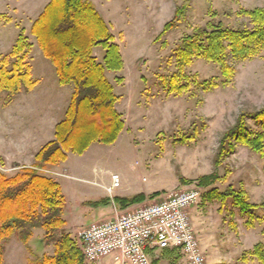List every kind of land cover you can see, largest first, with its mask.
Segmentation results:
<instances>
[{
    "label": "rangeland",
    "instance_id": "rangeland-1",
    "mask_svg": "<svg viewBox=\"0 0 264 264\" xmlns=\"http://www.w3.org/2000/svg\"><path fill=\"white\" fill-rule=\"evenodd\" d=\"M43 1L41 12L50 0H0V56L10 51L23 31L33 44L32 77L37 78L38 71L45 74L33 93L25 98L22 94L27 92L23 91L18 96L26 108L35 110L25 123L33 122L34 114L37 119L44 113L61 120L73 90L72 85L59 83L54 64L31 34ZM89 1L107 14L110 30L121 48L124 68L107 71V77L119 96L117 109L126 125L115 143L94 142L83 154L70 153L60 166L42 170L61 186L66 199L67 231L76 241L82 228L114 217L115 207L122 209L118 196L132 198L146 191L151 193L149 197L158 192L150 197L158 199L170 191L195 186L202 195L190 211L207 264H260L248 251L264 242V211L258 209L254 216L248 215L241 212L232 197L222 199L219 195L230 186L246 190L252 203L263 202L264 158L237 144L235 151L215 167V154L223 133L240 112L264 106V59L259 56L238 62L234 81L211 91L194 83L187 92L171 93L164 80L176 72L175 49L183 36L209 21L236 28L247 26L248 18L240 16L239 11L262 7L264 0H189L181 21L161 36L164 25L184 0ZM94 52L103 61L104 49L97 46ZM186 75L198 82L212 78L220 81V68L203 58L195 59L186 68ZM6 97L5 92H0V170L14 174L21 164L5 162L1 155L6 151L2 137L9 132L8 126L18 130L22 124L13 111L15 107L5 104ZM204 123L206 127L202 128ZM54 127L50 129L53 136ZM248 127L258 129L259 125L248 120ZM195 128L200 131L195 139L180 140L188 138ZM49 133L47 128L42 136L46 138ZM14 137L16 141L20 139L19 135ZM10 149L19 154L23 151L18 144H10ZM27 160H31V155ZM213 172L220 179L209 186L201 185L200 177ZM113 174H118L121 182L110 194L107 186ZM43 237L44 230L35 229L29 251L13 236L6 245L4 264H27L33 255L52 254L54 247L45 245ZM112 261L113 256H107L95 264ZM168 261L161 264H169Z\"/></svg>",
    "mask_w": 264,
    "mask_h": 264
},
{
    "label": "trees",
    "instance_id": "trees-1",
    "mask_svg": "<svg viewBox=\"0 0 264 264\" xmlns=\"http://www.w3.org/2000/svg\"><path fill=\"white\" fill-rule=\"evenodd\" d=\"M188 8L189 0L177 5L174 17L159 36L173 30ZM239 15L248 18L249 25L236 28L209 21L181 38L175 49L176 72L164 80L171 93L187 92L194 83L205 91L229 85L234 81L238 62L259 56L264 59V6L241 9ZM31 34L54 64L59 83L72 85L73 90L64 117L55 126L54 139L35 154L34 164L21 166L14 174L0 170V264H4L6 245L13 236L32 251L30 240L37 228L44 230L43 243L52 245L54 251L33 255L27 264H86L82 250L65 227L66 199L61 186L42 170L64 163L70 153L83 154L94 142L113 144L125 129V120L117 109L119 96L107 77V71L119 72L124 68L121 48L104 17L89 0H50L33 21ZM97 46L104 49L103 61L94 53ZM32 48V42L22 31L10 51L0 56V92L6 93V105L37 85L32 77ZM200 58L219 66L220 81L212 78L198 82L195 77H187L186 68ZM248 120L255 121L259 128H249ZM205 127L204 123L202 128ZM199 132L195 128L188 138L180 140L195 139ZM237 144L264 158V106L243 110L223 133L215 167L235 151ZM219 179L218 173L213 172L201 176L199 182L209 186ZM219 197H232L241 212L251 216L255 210L264 211V201L252 203L244 189L229 186ZM146 198L140 193L129 199L119 198V202L121 207H128ZM248 254L264 264V242L256 243ZM162 255L175 264L174 252L165 251Z\"/></svg>",
    "mask_w": 264,
    "mask_h": 264
},
{
    "label": "built area",
    "instance_id": "built-area-1",
    "mask_svg": "<svg viewBox=\"0 0 264 264\" xmlns=\"http://www.w3.org/2000/svg\"><path fill=\"white\" fill-rule=\"evenodd\" d=\"M120 182L113 174L108 190ZM201 195L200 188L193 186L146 203L115 207L114 217L79 230L76 241L86 264L107 256H113L111 264H161L169 260L162 255L165 251L174 252L175 264H207L190 211Z\"/></svg>",
    "mask_w": 264,
    "mask_h": 264
},
{
    "label": "crops",
    "instance_id": "crops-1",
    "mask_svg": "<svg viewBox=\"0 0 264 264\" xmlns=\"http://www.w3.org/2000/svg\"><path fill=\"white\" fill-rule=\"evenodd\" d=\"M44 4H45V2L43 1L41 3V9H40L39 13L41 12ZM96 8L102 14L101 10L98 7H96ZM102 16L104 17L105 21L108 23L107 14L105 15V13H104V14H102ZM43 63H44V65H46L45 62H43ZM31 65H32V59H31ZM32 71H33V65H32ZM44 76H45V74H42L38 71L37 78L35 77V79L37 80V84L39 82H41L42 79H44ZM35 89H36V86L32 91L27 92V93H23L22 95L26 98V96L33 93L35 91ZM17 98H19V97H17ZM17 98L15 99V101H13L14 103L12 102L7 107L8 108H10V107L16 108V110L14 108L13 111L17 112V114L19 116L18 120H20V124H22V125H20V126L18 125L19 131L15 130L14 127H10V126L7 127L9 132H6V134L9 136L6 137L7 135H5L4 137H2L3 138V144L6 146V151H3L1 155H2L3 159L5 160V162H7V163L17 162V163L21 164L20 166H17V167L32 166L35 162V154L48 141H51L54 139L53 132L51 130L53 129V126H56V124L59 122V119L53 118L52 116H50V113H49V115L44 113L45 117L39 115V117L37 119H34V117L36 116V114H34V116H33L34 121L31 123H25L26 121H28V120H26V118L31 117L30 116L31 113L35 112V110L32 111V110L26 108L25 104L22 103V101H21L22 99L19 98L17 100ZM24 101H26V100H24ZM35 109L39 110L37 107ZM30 124H32V125H30ZM47 128H49L50 133H49L48 137L44 138V136H42V134L45 133V130ZM24 129H25V131H24L25 133L24 132L22 133L21 131ZM54 129H55V127H54ZM18 132H21V134H18L20 139L18 141H16L14 139L16 137H14V136L18 137V135L16 134ZM122 133H123V131H122ZM22 142H23V145H22ZM10 144L11 145L12 144H14V145L18 144V146L20 148H23V151L19 154L18 151L14 150V149H10ZM29 155H31V160H27L29 158ZM54 168H56V166ZM111 184H112V182L107 187H110ZM114 189L112 191H109V193L113 194ZM140 193H143L147 197L146 200L143 202H140V203L133 204V205L142 204V203H146L148 201L156 200V199H150V197H149V195L151 194L150 192L141 191L137 194H140ZM118 197L119 198H126V197H122V196H118ZM128 207H130V206H128ZM122 208H127V207H122Z\"/></svg>",
    "mask_w": 264,
    "mask_h": 264
}]
</instances>
